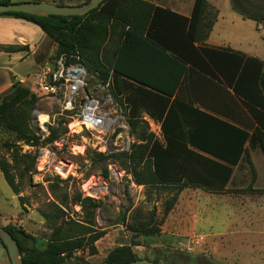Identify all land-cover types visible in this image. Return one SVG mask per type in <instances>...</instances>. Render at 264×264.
<instances>
[{
	"label": "trees",
	"instance_id": "trees-1",
	"mask_svg": "<svg viewBox=\"0 0 264 264\" xmlns=\"http://www.w3.org/2000/svg\"><path fill=\"white\" fill-rule=\"evenodd\" d=\"M231 1L233 10L244 19L264 23V13L250 11L238 0ZM1 3L13 2L0 0ZM0 16L15 17L39 26L56 44L54 61L61 55L68 56V62L79 58L99 84L109 85L110 94L125 109L129 133L136 141L128 151L98 153L97 157L103 161H118L138 186L174 191L165 201L161 219L155 211L147 215L137 211L131 222L123 219L134 236L159 237L181 192L190 188L211 193L227 191L234 167L243 163L251 170L252 183L234 191L264 195V189L254 188L257 172L250 154V150L256 148L264 154V61L230 48L205 44L218 16L208 0H195L189 17L144 0H105L85 16L23 13ZM26 49L25 46H0V52L8 53ZM204 90L225 91L227 95L232 91V97L241 102L254 123L237 122L239 126H236L209 113L208 110L217 113V109L203 101L199 104L206 110L199 108L195 98L200 100L197 94ZM183 91L187 92V99ZM38 101L39 97L29 87L14 83L0 94V127L30 146L58 141L62 135L59 129H52L44 141L34 131L32 114ZM144 113L160 123L162 140L149 130ZM9 151L10 160L0 157V170L12 191L19 195L21 190L14 170L21 166L25 171L35 169L36 156L22 153L16 146H10ZM109 173L108 169L104 170L106 177ZM56 181L64 183L66 180L56 176ZM68 198L65 194L57 199L62 206L68 207ZM19 199L23 201V197ZM72 203L87 213L84 220L66 219L58 204H53L54 216L42 213L53 223L52 234L43 249L25 230L5 226L17 241L24 264H64L75 250L84 248L81 237L95 224L96 210L101 204L81 195L73 198ZM103 236L97 234L91 244ZM0 243L6 250L1 240ZM139 245L133 242L116 247L103 264L151 260L137 255L134 247ZM152 261L159 263L157 259Z\"/></svg>",
	"mask_w": 264,
	"mask_h": 264
},
{
	"label": "rangeland",
	"instance_id": "rangeland-1",
	"mask_svg": "<svg viewBox=\"0 0 264 264\" xmlns=\"http://www.w3.org/2000/svg\"><path fill=\"white\" fill-rule=\"evenodd\" d=\"M11 1L14 3L21 0ZM27 1L77 6L85 4L88 0ZM158 1L168 7L176 6L174 0ZM238 3L250 11L264 13V0H238ZM246 24V30L264 47V32L259 28L264 27V23L258 24L259 29L254 21ZM16 71L22 77H27L31 72L27 66L14 70ZM0 74L5 78L9 76L6 71ZM98 84V79L89 72L87 91L102 101L106 100L108 91L99 88ZM25 86L37 97L43 92L38 87H33L32 90L31 85ZM105 107L114 117L119 118V124H127L126 111L119 103L114 100L112 103L107 102ZM59 109L56 101L51 102L48 98L39 97L32 114L42 125L48 120L47 114L51 115L50 120L55 122V125L47 123L44 126L45 131L39 129L38 132L43 133L46 139L52 129H59L62 135L57 145H26L18 141L14 133L0 127V157L11 159L10 146L19 147L22 153L36 156L35 169L25 171L21 166L14 170L21 190L19 195L12 191L0 170V226L12 225L25 230L36 238L37 246L43 249L52 234L53 223L42 213L54 216L56 209L53 204H58L66 219L84 220L87 213L72 203L73 198L81 195L98 200L101 207L96 210L95 224L87 235L81 237L84 238V248L75 250L64 264H103L110 251L133 242L140 244L134 247L139 257L157 259L159 264H264V195H245L234 191L247 188L252 183V173L247 164L234 167L232 183L228 185L227 191L209 193L201 189H185L165 219L159 237H136L127 229L123 219L127 218V222H131L137 211L143 215L155 211L157 218L161 219L165 201L173 196L174 191L170 188L148 190L138 186L122 170L118 161H103L97 157L99 150L104 148L117 153L134 143L136 140L130 135L129 129L118 130V126L115 128L117 132L122 131V137L113 134L105 136L107 130H102V133L85 130L71 134L68 124L73 120L71 117H56ZM68 116L75 117V113L72 112ZM145 120L149 130L162 140L160 125L146 118ZM60 122L63 123L60 125ZM32 127L37 132L33 121ZM72 127H77L76 122ZM79 129L82 130L81 127ZM65 130L67 131L64 134ZM48 144L50 145L47 146ZM45 147L52 150L54 156L51 157L52 164H47L45 171H41L37 167L43 166L45 158L39 153L40 149ZM59 163L69 166L68 172H57L54 166ZM254 163L257 179L253 185L255 188H264V157L259 151L254 154ZM112 168H115V172ZM105 169L110 172L108 177L104 175ZM56 176L66 181L58 183ZM65 194L69 196L68 207L62 206L58 200ZM19 197H23V201ZM97 234L104 236L92 245L91 241ZM2 256H5V250L0 243V264H9L2 263Z\"/></svg>",
	"mask_w": 264,
	"mask_h": 264
},
{
	"label": "crops",
	"instance_id": "crops-1",
	"mask_svg": "<svg viewBox=\"0 0 264 264\" xmlns=\"http://www.w3.org/2000/svg\"><path fill=\"white\" fill-rule=\"evenodd\" d=\"M144 1L151 2L162 8H168L173 12L189 17L192 13L195 0L191 2H187L186 0H174L175 7H168L158 0ZM16 2L32 1L21 0ZM208 3L214 8V10L218 11V16L205 44L213 48H230L233 51L264 61V47L261 46L247 31L248 28L246 23L252 20L244 19L239 13L234 11L231 0H208ZM257 29H259L258 24ZM0 44L3 46L27 47L26 50L13 53L0 52V73L4 71L9 72L8 78H5L0 74V94L8 90L16 82H20L23 85L29 84L32 86V90H34L33 87L37 88V85L42 82L45 72L55 64V61L53 60L56 51L55 42L45 34L39 26L31 22L18 18L0 17ZM22 66H27L29 71H31L27 74V77H22L19 75L18 71L14 72V70H18ZM229 92L230 95H227L225 91L218 92L204 90L201 94H197L201 101L195 98L196 106L206 110L199 104V102L201 103L203 101L205 104L212 105L216 107L217 113L208 110L209 113L216 114L221 119L236 126H239L237 122H245L249 125H251L252 122L254 123L241 102L232 97V91L229 90ZM182 94L185 99L188 98L187 92L183 91ZM180 98L183 99L182 97ZM143 118L158 123L145 113L143 114ZM158 124L160 125V123ZM246 148H249L248 144L246 145ZM258 151L264 157L261 149L256 148L250 150L254 166H256L254 163V154ZM232 179L229 184L232 183ZM228 185L226 187L227 190ZM259 246L261 247V243ZM262 249L264 250V247H262ZM3 262L11 264L6 250L5 256H2V263Z\"/></svg>",
	"mask_w": 264,
	"mask_h": 264
},
{
	"label": "built area",
	"instance_id": "built-area-1",
	"mask_svg": "<svg viewBox=\"0 0 264 264\" xmlns=\"http://www.w3.org/2000/svg\"><path fill=\"white\" fill-rule=\"evenodd\" d=\"M262 32H264V27H259ZM75 62H68L69 58L66 55H61L56 61L54 66L50 67L46 72L45 76L41 83L37 85L38 89H40L41 94L40 98H48L51 102L56 101L60 107L59 114L56 117H71L73 122L68 124L69 132L71 134L80 133L85 130L96 131L102 133V129L104 128L107 120H114L111 124L107 126V134L117 135V137H122V131L117 132V129H129V125L125 122L119 124V118L114 117L113 114L108 111L105 107L107 102L112 103L114 98L109 92V85L98 84V87L107 90L108 94L106 96V100H101L93 96L92 92L87 91V77L89 74L88 68L79 61V58H76ZM108 88V89H107ZM60 98V99H58ZM75 113V117L68 116V114ZM48 120L42 125L37 118L38 127L40 130H44V126L48 123L51 126L55 125V122H51V115L47 114ZM38 117V115H37ZM90 117V119L95 124L93 129L88 128L85 119ZM59 121V120H58ZM79 123L80 126L72 127L73 123ZM127 122V121H126ZM120 125V126H119ZM118 128L115 130V128ZM82 128L79 129V128ZM45 131V130H44ZM37 134L42 137V141L45 140V136L43 133ZM60 141H55L51 144H59ZM48 144L47 146H49ZM116 145V144H115ZM115 145H113L115 147ZM130 146L128 145L124 148L123 151H128ZM105 149V150H104ZM103 150H99V153L103 154H111L115 153L110 150L104 148ZM116 150V149H113ZM118 153V152H117ZM39 155L42 158H45V163L42 167H37L38 170L45 171L47 164H52L51 157H53V152L49 148L45 147L40 149ZM40 162V161H39ZM55 170L59 173L65 172L64 169L69 170V166L67 168H61L58 165L54 166ZM68 170L66 172H68ZM114 170L115 172V168ZM47 171V170H46Z\"/></svg>",
	"mask_w": 264,
	"mask_h": 264
},
{
	"label": "water",
	"instance_id": "water-1",
	"mask_svg": "<svg viewBox=\"0 0 264 264\" xmlns=\"http://www.w3.org/2000/svg\"><path fill=\"white\" fill-rule=\"evenodd\" d=\"M105 0H90L77 6L58 5L49 2H14L1 3L0 14L23 13L36 16H85L97 9ZM35 130L39 131L38 121L35 115L32 116ZM66 172L67 169H64ZM0 240L4 244L11 264H24L19 245L12 234L3 226H0ZM127 264H159L152 260L140 259Z\"/></svg>",
	"mask_w": 264,
	"mask_h": 264
},
{
	"label": "bare ground",
	"instance_id": "bare-ground-1",
	"mask_svg": "<svg viewBox=\"0 0 264 264\" xmlns=\"http://www.w3.org/2000/svg\"><path fill=\"white\" fill-rule=\"evenodd\" d=\"M113 121H114V120H107V122H106V124H105V126H104V128H103L102 130H106V129H107V126H108L109 124H111ZM85 122L87 123L88 128L93 129V128L95 127V124H94L93 121L90 119V117L86 118V119H85ZM76 125H77V127L80 126V124L77 123V122H76ZM59 166H60L61 168H67V167H68V166H67L66 164H64V163H59ZM67 170H68V168H67Z\"/></svg>",
	"mask_w": 264,
	"mask_h": 264
}]
</instances>
